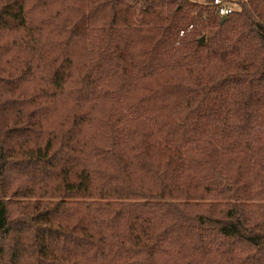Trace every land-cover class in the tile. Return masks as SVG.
<instances>
[{
	"label": "trees",
	"instance_id": "1",
	"mask_svg": "<svg viewBox=\"0 0 264 264\" xmlns=\"http://www.w3.org/2000/svg\"><path fill=\"white\" fill-rule=\"evenodd\" d=\"M231 1L0 0V264H264V0Z\"/></svg>",
	"mask_w": 264,
	"mask_h": 264
},
{
	"label": "built area",
	"instance_id": "2",
	"mask_svg": "<svg viewBox=\"0 0 264 264\" xmlns=\"http://www.w3.org/2000/svg\"><path fill=\"white\" fill-rule=\"evenodd\" d=\"M211 2L216 5L217 12L220 16H226L234 10L229 0H211ZM180 34L182 35L183 31Z\"/></svg>",
	"mask_w": 264,
	"mask_h": 264
},
{
	"label": "rangeland",
	"instance_id": "3",
	"mask_svg": "<svg viewBox=\"0 0 264 264\" xmlns=\"http://www.w3.org/2000/svg\"><path fill=\"white\" fill-rule=\"evenodd\" d=\"M130 1V0H129ZM195 1H198V2H208V1H210V0H195ZM230 3H231V5L233 6V8L234 9H238L239 8V6L235 3V2H233V1H229ZM188 28H191V26H189ZM181 35V34H180Z\"/></svg>",
	"mask_w": 264,
	"mask_h": 264
},
{
	"label": "water",
	"instance_id": "4",
	"mask_svg": "<svg viewBox=\"0 0 264 264\" xmlns=\"http://www.w3.org/2000/svg\"><path fill=\"white\" fill-rule=\"evenodd\" d=\"M226 19V16H222L221 17V20H225ZM204 36H202L201 38H200V40H199V42L201 43V42H204Z\"/></svg>",
	"mask_w": 264,
	"mask_h": 264
}]
</instances>
